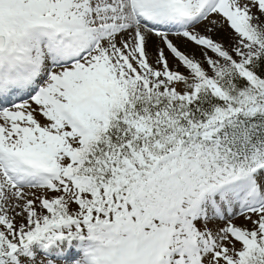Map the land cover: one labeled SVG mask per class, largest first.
Instances as JSON below:
<instances>
[{
	"label": "snow or ice",
	"instance_id": "6c2138e0",
	"mask_svg": "<svg viewBox=\"0 0 264 264\" xmlns=\"http://www.w3.org/2000/svg\"><path fill=\"white\" fill-rule=\"evenodd\" d=\"M0 264H264V0H0Z\"/></svg>",
	"mask_w": 264,
	"mask_h": 264
}]
</instances>
